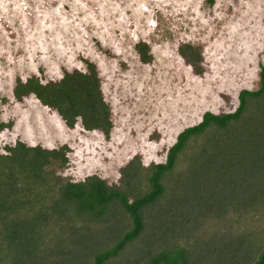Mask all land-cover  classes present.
Wrapping results in <instances>:
<instances>
[{
  "label": "rangeland",
  "instance_id": "obj_1",
  "mask_svg": "<svg viewBox=\"0 0 264 264\" xmlns=\"http://www.w3.org/2000/svg\"><path fill=\"white\" fill-rule=\"evenodd\" d=\"M139 40L151 54L147 63L134 49ZM183 43L199 48L201 73L178 55ZM84 61L94 64L110 110L107 136L79 123L65 126L33 95L19 101L12 96L17 77L54 81L63 70H84ZM260 66L264 0H0V122L9 123L0 129V153L16 140L59 148L66 161L46 169L63 181L96 175L119 185V169L133 156L142 167L163 162L176 134L197 123L203 112L233 111L240 89H257ZM241 124L225 131L209 128L188 141L166 175L165 194L142 210V232L105 264H147L160 249L178 246L186 250V264H250L255 259L264 245V197L248 202L250 193L238 186L243 176L225 185L233 190L227 192L224 211L201 198L210 184L206 177L196 179L194 192L173 189L188 164L198 161V167L201 151L218 137L236 139ZM138 185L144 189V180ZM84 218L44 227L33 251L41 257L34 264H91L93 253L110 246L130 224L116 207L106 219ZM8 252L0 241V264H10Z\"/></svg>",
  "mask_w": 264,
  "mask_h": 264
},
{
  "label": "trees",
  "instance_id": "obj_2",
  "mask_svg": "<svg viewBox=\"0 0 264 264\" xmlns=\"http://www.w3.org/2000/svg\"><path fill=\"white\" fill-rule=\"evenodd\" d=\"M133 46L141 62L151 60L144 41H136ZM177 53L194 73H201L202 58L197 46L179 44ZM84 64V70H63L54 81L42 82L33 75L23 80L17 77L12 96L19 101L33 95L40 104L55 111L65 126L79 123L84 130H99L107 136L112 126L110 110L100 91L94 64L89 61ZM237 99L233 111L220 114L205 111L197 123L180 130L167 148L163 162L142 167L138 156H133L119 169V185H109L96 175L81 181H63L53 170L46 169L53 162L62 165L66 161L62 149L26 145L20 140L6 146L7 153H0V241L10 251V264H30L41 257L38 254L34 257L33 251L38 250L39 244L35 242L41 239L44 227L72 221V217L105 218L116 207L128 216L130 224L110 246L93 253L91 264H105L142 232V210L165 194L166 175L173 171L188 141L209 128L225 131L236 122L243 126L234 135L236 139L231 140L228 135L218 137L220 142L214 140L201 151L198 167V161L192 166L188 164L182 176L175 180L173 189L184 186L194 192L195 186H199L196 179L206 177L210 184L205 186L201 198L215 204L217 211H224L228 207L226 197L233 190H227L225 185L233 176L240 175L244 181L238 186L250 193L248 202L260 200L258 195L264 197V66L258 71L257 89H240ZM3 126L8 127L9 123L0 122V129ZM216 155L220 157L217 159ZM200 167L202 173L197 170ZM210 171L214 180L208 176ZM142 179L145 188L139 190ZM186 260V250L178 246L160 249L147 264H186ZM250 264H264V245Z\"/></svg>",
  "mask_w": 264,
  "mask_h": 264
}]
</instances>
